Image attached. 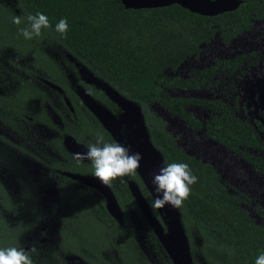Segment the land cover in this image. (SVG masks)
Here are the masks:
<instances>
[{"label": "trees", "instance_id": "obj_1", "mask_svg": "<svg viewBox=\"0 0 264 264\" xmlns=\"http://www.w3.org/2000/svg\"><path fill=\"white\" fill-rule=\"evenodd\" d=\"M37 12L48 17L50 27L42 29L40 37L27 41L19 32L24 25L13 24L12 17ZM61 18L69 25L64 36L55 31V24ZM257 19H264V0H234L231 8L213 13L195 11L179 3L133 8L126 7L121 0H0V57L15 64L10 55H16L22 58L19 63L27 73L36 78L44 73L52 84L64 89L74 87L69 74L79 79L81 71H85L135 103L140 108L148 141L159 154L161 166L187 163L198 178L182 206L172 210L187 242L191 264H255V258L264 251V226L240 207L212 164L188 154L178 145L176 136L166 129L165 120L149 106L156 96V82L166 69L176 70L187 57H198L201 44L208 43L217 32L223 43L229 44L250 30ZM241 58L223 63L225 67H236ZM171 82L197 85L195 80L181 78ZM22 93L25 97L26 93ZM9 97L0 94L1 107L8 106ZM161 100L171 111L198 126V122L184 111L187 100L167 97ZM204 103L213 110L205 124L210 136L264 172V158L247 150L264 148L251 123L236 117L231 107L221 101ZM87 126L91 125L83 127L87 129ZM129 199L132 200L131 196ZM102 209L104 207L93 202L82 209L96 218L92 223L96 231L106 227L99 220ZM136 211L141 220L137 232L143 236L145 233L146 250L141 251L142 254L137 251L136 258L129 252L127 262L153 264L158 257L147 252L148 244L155 243L159 255V243L144 215L137 208ZM164 215L172 220L169 229L174 221L170 213L164 212ZM127 224L125 231L133 244L131 234L136 230L130 221ZM113 225L115 231L123 232L115 219ZM161 227L168 231L165 224ZM121 243L118 241L116 244L120 246H114L119 255L123 253ZM134 249L140 250V247L135 245Z\"/></svg>", "mask_w": 264, "mask_h": 264}, {"label": "flooded vegetation", "instance_id": "obj_2", "mask_svg": "<svg viewBox=\"0 0 264 264\" xmlns=\"http://www.w3.org/2000/svg\"><path fill=\"white\" fill-rule=\"evenodd\" d=\"M16 67L15 73L29 81L18 77L14 87H0V94L10 95L8 106H0V248L35 247L34 253L29 251L32 264H128L129 252L135 257L146 250L145 233L137 232L141 220L136 208L144 214L131 188L135 186L160 231L158 236L144 215L159 243V258L152 263L189 264L181 237L167 236L161 227L165 224L168 230L171 218L164 212H169L149 206L154 198L151 179L161 162L148 141L139 107L83 71L80 80L69 74L74 87L64 89L27 73L22 65ZM33 99L37 103L28 106ZM87 124L91 126L86 129ZM97 134L142 154L136 175L103 185L87 159H75L73 154L85 152ZM90 202L104 207L99 220L106 227L99 231L92 226L96 218L82 212ZM114 219L123 232L114 230ZM127 221L136 230L133 244L125 231ZM114 240L122 241V255ZM154 244L147 249L153 256L158 255Z\"/></svg>", "mask_w": 264, "mask_h": 264}, {"label": "rangeland", "instance_id": "obj_3", "mask_svg": "<svg viewBox=\"0 0 264 264\" xmlns=\"http://www.w3.org/2000/svg\"><path fill=\"white\" fill-rule=\"evenodd\" d=\"M239 56L242 57L240 64L225 67L224 60ZM10 59L15 64L0 57V87H14L12 83L18 77L22 81H29L22 73H15L16 64L23 66L19 63L22 58L10 55ZM175 78L195 80L197 85L193 82L184 86L174 85L171 81ZM156 87L150 109L165 120L166 129L176 136L178 145L188 154L214 166L221 176V182L237 198L240 207L256 223L264 226V172L210 136L205 124L213 110L204 103L217 100L230 106L236 117L251 123L260 143L264 145V19L254 20L250 30L232 39L229 44H224L217 32L208 43L201 44L198 57H187L176 70L166 69L157 80ZM162 97L187 100L184 111L198 122V126H193L182 115L171 111L162 102ZM34 103H37L35 99L28 102V106ZM247 150L264 158V148ZM163 208L174 221L166 232L167 236L172 237L175 231L180 232L179 226L172 216L173 207L165 205ZM173 253L178 255L181 252L174 250ZM155 256L159 258V255Z\"/></svg>", "mask_w": 264, "mask_h": 264}, {"label": "clouds", "instance_id": "obj_4", "mask_svg": "<svg viewBox=\"0 0 264 264\" xmlns=\"http://www.w3.org/2000/svg\"><path fill=\"white\" fill-rule=\"evenodd\" d=\"M12 23L24 25L19 32L27 41L40 37L42 29L50 27L48 17L42 12L35 15H14ZM68 28V21L64 18L55 24V31L61 36L66 35ZM73 155L78 162L87 159L92 167V175L103 185H110L120 177L136 175L143 159L140 152H132L129 147L118 141L105 140L100 134L87 143L85 152ZM197 179L187 163L162 165L151 179L154 198L149 201L150 208L158 210L168 205L179 209L189 197L191 185L195 184ZM29 251L34 253L36 249L0 248V264H32ZM255 264H264V251L255 258Z\"/></svg>", "mask_w": 264, "mask_h": 264}, {"label": "water", "instance_id": "obj_5", "mask_svg": "<svg viewBox=\"0 0 264 264\" xmlns=\"http://www.w3.org/2000/svg\"><path fill=\"white\" fill-rule=\"evenodd\" d=\"M121 1L123 2V4L126 7H133V8L153 7V6L170 4V3H179L181 5L189 7L192 10L199 11L202 13H213V12L229 9L234 5V0H154V1H152V0H121ZM228 3H230V4L228 5ZM139 110H140V108H139ZM131 188L133 190V193L136 197V200L138 202V205H139L142 213L152 223L156 234H158V236H159V232H160L159 228L156 226L155 222H153V217L150 214L149 208L147 207L145 200L143 199L142 195L139 194L138 191L134 190L136 188L135 186H132ZM107 199L113 200V197L112 198L108 197ZM179 231L180 232L175 231L176 233H174V235H176L177 237H181V239L184 241V244L186 247L187 242L185 240L184 234L182 233L180 228H179ZM164 238H166V236H164ZM185 257L188 258L187 261L189 264H191L190 255L188 253H186Z\"/></svg>", "mask_w": 264, "mask_h": 264}]
</instances>
